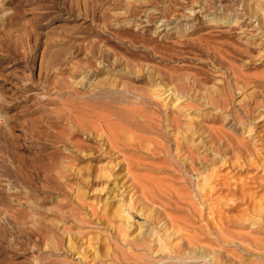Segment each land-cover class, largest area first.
I'll list each match as a JSON object with an SVG mask.
<instances>
[{
  "label": "rangeland",
  "instance_id": "rangeland-1",
  "mask_svg": "<svg viewBox=\"0 0 264 264\" xmlns=\"http://www.w3.org/2000/svg\"><path fill=\"white\" fill-rule=\"evenodd\" d=\"M165 229L264 264V0H0V264H171Z\"/></svg>",
  "mask_w": 264,
  "mask_h": 264
},
{
  "label": "bare ground",
  "instance_id": "bare-ground-1",
  "mask_svg": "<svg viewBox=\"0 0 264 264\" xmlns=\"http://www.w3.org/2000/svg\"><path fill=\"white\" fill-rule=\"evenodd\" d=\"M173 124H175V123H173ZM175 150H176V148H175ZM166 230L167 229H165V231H163V233L158 234L159 236L156 239H157V242L159 241L158 245L162 247L161 250L162 251L166 250L167 253L169 254L168 258L174 259V261L172 262L173 264L176 263V261L177 262L183 261L184 263L192 262L196 258L203 260L204 262L202 264H242L240 261H238L237 263H234V262L224 263L223 262L224 260L222 261V260L217 259V257L214 256V254L212 255V254L207 253V251L205 250V248L203 246H199V243H200L199 238H193L190 236V237H187V239H185L184 242L172 244L171 242H169V239L171 238V236L174 235V233H172L171 231H166ZM145 231H146V233H145L146 238L151 237L152 234L154 235L153 231H150V230H148V231L145 230ZM156 237H157V235H156ZM179 240H181V238ZM152 241L154 242L155 240H152ZM151 243H152L151 241L143 240L140 243L138 242L137 245L144 247L145 249H149L152 245ZM172 252H174L173 256L170 255ZM246 264H259V263L249 262Z\"/></svg>",
  "mask_w": 264,
  "mask_h": 264
}]
</instances>
